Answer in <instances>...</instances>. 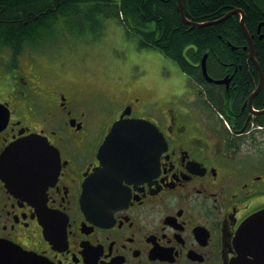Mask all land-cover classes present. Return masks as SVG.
I'll return each instance as SVG.
<instances>
[{
    "label": "flooded vegetation",
    "instance_id": "flooded-vegetation-1",
    "mask_svg": "<svg viewBox=\"0 0 264 264\" xmlns=\"http://www.w3.org/2000/svg\"><path fill=\"white\" fill-rule=\"evenodd\" d=\"M61 2L0 0V23L31 21L36 35L51 25L66 31ZM77 19L70 36L92 23ZM254 22L248 38L241 31L244 43L231 47L236 62L205 65L212 81L186 57L202 79L183 73L181 82L175 68L163 76L160 66L121 85L118 108L103 106L97 93L82 95L71 79L58 80L64 61L44 69L40 59L50 46L0 43V158L37 135L57 163L44 175L0 170V241L48 264H232L239 227L264 210V19ZM152 75L155 88L147 82ZM243 75L251 84L242 92ZM121 118L151 123L154 143L131 153L133 167L91 175Z\"/></svg>",
    "mask_w": 264,
    "mask_h": 264
},
{
    "label": "trees",
    "instance_id": "trees-1",
    "mask_svg": "<svg viewBox=\"0 0 264 264\" xmlns=\"http://www.w3.org/2000/svg\"><path fill=\"white\" fill-rule=\"evenodd\" d=\"M253 3L262 11L252 12ZM182 4L184 16L197 23L217 20L236 9L244 11V24L248 31L250 27H255L254 21L264 19V0H182ZM60 7L59 13L63 11L69 16L65 22L66 31L71 30L72 25L75 29L80 15L86 17V20L92 17V23H84L82 27L88 25L91 29L96 26L95 31L101 24L98 17L115 20L130 37L131 32L137 36L139 48L159 51L174 62L181 72L192 75L197 81L202 79L199 67L190 65L186 57L199 64L202 56L207 54V68L219 61L236 62L237 54L231 47L239 48L244 43L238 15L229 16L216 24L194 28L181 20L178 0H62ZM80 7L88 11L82 13ZM47 15L52 14L49 12ZM32 25L30 21L27 24L17 23L12 28L0 23V43L12 45L16 41V45L20 47L22 44L38 41L50 46L63 32L54 30L51 25L47 33L36 35ZM80 35V32L77 33V37L81 38ZM241 83L240 89L242 92L246 91L251 78L243 75Z\"/></svg>",
    "mask_w": 264,
    "mask_h": 264
},
{
    "label": "water",
    "instance_id": "water-1",
    "mask_svg": "<svg viewBox=\"0 0 264 264\" xmlns=\"http://www.w3.org/2000/svg\"><path fill=\"white\" fill-rule=\"evenodd\" d=\"M178 7L183 23L194 28L216 24L232 14L240 13L241 31L245 37L249 36L240 9L232 10L214 21L197 23L184 16L182 0H178ZM249 45L251 46L250 41ZM250 56L252 57V49ZM205 59L206 54L203 55L200 62L201 71L207 80L212 81L206 72ZM153 128L151 123L141 119L121 118L114 122L99 148L102 167L95 169L91 175L104 178L101 175L115 174L119 167H121L120 170L133 167L130 163L133 157L131 153L134 151L144 152L149 148L148 145L154 143ZM56 167L57 163L52 155L51 146L45 139L37 135L29 136L10 145L0 158L1 173L9 176L50 174L55 172ZM235 245L239 257L232 264H264V210L252 214L241 224L236 234ZM0 264H48V262L35 253L0 241Z\"/></svg>",
    "mask_w": 264,
    "mask_h": 264
},
{
    "label": "rangeland",
    "instance_id": "rangeland-1",
    "mask_svg": "<svg viewBox=\"0 0 264 264\" xmlns=\"http://www.w3.org/2000/svg\"><path fill=\"white\" fill-rule=\"evenodd\" d=\"M86 11L88 9L80 7V12ZM98 18L101 20L100 29L98 27L95 31L96 26L89 29L87 25L82 29L81 38L63 31L56 42L50 45L52 49L42 54L40 62L44 64L43 68L51 72L57 67L53 63L55 60L64 61L61 72H57L58 80L66 83L65 79H71L82 95L89 97L97 93L103 106L116 108L120 107L122 98L118 88L128 80L138 78L143 72L153 73L161 66L164 76L169 75L173 67L180 74L181 82L186 80L174 62L160 52L152 48H139L134 33L131 32L130 37L115 20ZM153 77L147 82L155 88L159 81ZM168 90L163 89L164 92Z\"/></svg>",
    "mask_w": 264,
    "mask_h": 264
}]
</instances>
